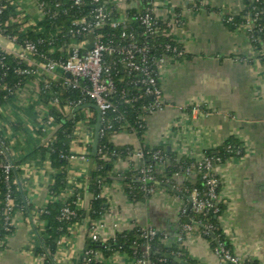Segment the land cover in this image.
<instances>
[{
	"label": "crops",
	"instance_id": "obj_1",
	"mask_svg": "<svg viewBox=\"0 0 264 264\" xmlns=\"http://www.w3.org/2000/svg\"><path fill=\"white\" fill-rule=\"evenodd\" d=\"M22 1L27 23L43 18L35 1ZM106 1L122 11L151 6L163 22L180 17V24L171 30V36L186 51L184 58L168 56L162 66L159 80L164 105L145 116L143 138L125 126L113 133L112 141L132 146L134 150L143 144L162 146L179 157L199 160L207 150L216 149L228 138L237 139L245 149L244 155L215 168L222 181L220 200L224 205L218 220L230 244L229 249L239 258L240 264H264V61L261 57L264 45L261 50L256 48L243 24L232 27L225 21L227 16L239 15L244 10V0ZM38 80L27 82L17 101L7 105L2 114L4 134L14 161L22 155L30 134L39 138L32 131L28 135L12 127V124L21 123L33 128L38 123V113L45 109L37 101ZM73 109H64L68 119L71 115L74 117ZM91 109L82 110L83 119L78 120L73 131L71 151L74 153L85 150L84 142L89 139L90 132L85 129L84 118L89 115L91 119L96 114ZM56 128L51 127L40 139L41 143L48 142ZM90 158L91 155L70 161V181L85 187L90 176ZM142 165L143 160L138 158L119 159L113 172L124 173ZM19 168L27 204L45 207L51 200L53 169L50 159L41 160L38 154L19 164ZM162 171H158V176ZM196 175L187 177L196 183ZM183 177L175 176L173 183L162 182L143 201L131 200L118 179L108 183L102 191L108 199L107 211L93 222H89L85 212L83 221L69 226L70 235L59 241L55 264H79L89 247L92 224L98 225L99 234L106 239L118 232L153 227L168 236L162 239L166 246L176 245L182 226L187 222L190 200L174 193L168 185L186 193L187 179ZM69 194V190L63 192V196ZM90 197L86 193L80 207L88 209ZM29 206L26 211L19 210L15 214V230L0 248V264L43 263L42 257L35 252L41 241L38 225L42 222ZM188 218L194 222L190 213ZM193 225V231L182 243L193 260L199 264H233L217 253V244L213 245L199 225ZM106 262L151 264L149 260L141 261L118 252Z\"/></svg>",
	"mask_w": 264,
	"mask_h": 264
},
{
	"label": "trees",
	"instance_id": "obj_2",
	"mask_svg": "<svg viewBox=\"0 0 264 264\" xmlns=\"http://www.w3.org/2000/svg\"><path fill=\"white\" fill-rule=\"evenodd\" d=\"M44 1L52 12L44 16L38 22L32 23V26L20 29L18 24L8 25L7 31L18 35L20 40L24 38L37 39L42 37L46 43L40 46L41 51L47 52V54L53 58L59 56V51L54 50L55 47L60 45H69L71 41H79L84 36H71L68 31L73 26V22L82 17L87 16L89 20L94 18V10L97 4L92 0H84L81 5H74L73 0H41ZM60 2L59 6L56 4ZM244 10L236 16H227L225 21L232 27H238L241 24L249 21L252 25L251 39L253 44L258 49H262L264 45V0H244ZM101 4H106L107 9L111 10L109 21L100 28L105 41L114 40L115 44H124L125 41L121 38V28H114L109 23L111 20H115L121 14V10L108 3L106 0H102ZM145 10L129 9L128 11V30L134 31L138 41H146L155 44L153 52L159 56L163 54V46L166 43L178 44L171 36L157 32L150 37L143 36V27L136 19V15ZM15 7L7 5L3 22L8 19L10 13L15 14ZM164 28V23L159 26V31ZM160 44V45H159ZM178 46L182 47L180 44ZM167 53V52H166ZM170 54V52H168ZM185 54L181 57L184 58ZM264 61V51L262 53ZM43 60L41 57L39 58ZM118 56L116 54L107 55V61H117ZM10 68L8 74L4 77V82L8 85L14 84L16 81L21 80L22 85H25L31 80L39 79L37 84V101L39 105L47 110V114L43 116L38 113L36 125L33 128H28L21 123L12 124L13 129L17 131H23L29 135L32 131L39 137L33 138L30 136L26 140V147L23 148V153L19 159L13 160L16 164V168L11 171L9 178L6 179L3 168V160L5 156L0 150V248L4 246L5 241L9 235H11L15 226H12L11 230H7V217L9 219H15V214L19 210L26 211L27 207V192L23 188L22 182L19 178V164L32 160L38 154L40 159L44 160L49 158L51 161L52 183L50 185L51 200L43 208H36L29 206L30 210H34L35 215L42 224L38 225L40 230L41 241L36 247L35 252L42 257V264H55V258L59 247V240L63 236H69V226L74 223H80L85 217V212L89 218V222L99 220L108 209V199L102 194L103 188L114 179H118L128 195L133 201H143L148 198L153 192H149L150 188L154 190L159 187L162 182L173 183L175 180V174H186L185 168L195 160L188 157H179L176 153L168 151L162 146H150L142 145L144 151L143 165L136 170H131L124 173H115L113 169L116 162L119 159L129 158L132 151V146L129 145H117L112 141V135L114 132L121 130L127 126L137 133L140 138L146 131L145 116L149 114L150 107L153 105V99L144 94V89L141 85L135 84L133 81L135 75L129 74L121 63H117L112 68L111 75L116 83V91L111 95V100L116 106V110H110L103 121L104 133L100 135L98 152L94 159L92 168V175L89 176L87 184L79 186L77 183L70 181L68 177V170L70 167V160L67 158L71 151V141L73 139V131L76 127L78 120L83 119L82 110L75 113L72 119H68V115L64 111V107L73 101L77 103L79 100H83V103L91 102V100L85 99L82 95L81 88L71 87L64 85L61 81L53 80L50 77L41 76L37 78L34 75L21 76L13 71L15 61L9 57L6 59ZM0 82V104L7 106L17 101L18 96L16 92L9 93L4 84ZM59 98V103L54 102V98ZM77 106V105H76ZM75 105L71 108L76 107ZM95 112V109H91ZM96 113V112H95ZM54 117V125L57 126L53 137L46 143H41L42 137L46 134L42 130V121L46 120L48 116ZM0 113V120L2 119ZM39 118V119H38ZM97 116L90 119V124L95 127ZM111 123L112 128L107 129L106 124ZM5 126L0 124V139L7 140L5 137ZM41 139V140H40ZM244 147L235 138L230 137L223 142L219 147L214 150H207L205 155L212 157H220L223 162H227L231 158H240L244 155ZM160 151L163 155L162 160L154 158V153ZM152 165L157 177L153 180H141L143 174L141 168ZM162 169V173L158 176V171ZM196 183L191 184L186 180V184L190 187H196L200 190L202 196L208 191V185L206 179L203 178V172H196ZM187 176H192L188 174ZM222 181L217 186V191H221ZM69 190L70 194L63 196V192ZM11 193L13 198V206L11 211L7 210V194ZM86 193L90 197L89 208L84 209L80 207V202L85 198ZM219 211L216 213H196L192 208L190 210V216L196 219L199 223V227L202 231L205 229V223L212 224L214 226V237L209 234H205L212 240L213 245L218 242L223 243L227 248L230 247L225 235L223 234L220 224L219 216L223 213L224 205L219 202ZM70 207L76 211V216L68 219L63 216V208ZM156 229V228H155ZM145 230L134 229L131 231H122L115 234L105 242L93 241L91 238L88 240L89 247L92 249L93 254L83 255L79 264H108L106 259L112 254L127 253L134 256L137 259L149 260L151 264H177L171 259L162 258L158 254L149 253V250L159 252H171L173 254L180 253V256L191 264H199L193 260L187 253L186 249L182 245L183 242L178 243L172 247L166 246L162 239L164 234L158 231L157 235L153 238H146L141 235ZM86 249V250H87ZM96 252H100L102 258H98Z\"/></svg>",
	"mask_w": 264,
	"mask_h": 264
},
{
	"label": "built area",
	"instance_id": "obj_3",
	"mask_svg": "<svg viewBox=\"0 0 264 264\" xmlns=\"http://www.w3.org/2000/svg\"><path fill=\"white\" fill-rule=\"evenodd\" d=\"M27 1V0H26ZM35 1L37 7L42 13V16L50 14L52 11L48 9L46 3L41 0ZM84 0H73L74 5L83 4ZM97 4L94 10L93 20H89L87 16H82L73 22V26L69 29L68 33L71 36H84L79 41H71L69 45H60L54 48L59 51V56L53 58L45 51L40 50V46L45 44L44 38L39 37L37 39L24 38L20 40L18 35L7 31V26L10 24L20 25V29L32 26V23H27L26 12L23 7L22 0H0V82H4V77L8 74L10 68L6 59L13 58L15 65L13 71L21 76L34 75L37 78L48 75L52 76L53 80L61 81L64 85L81 88L82 95L85 99L91 100L99 105L102 110V124L105 119V115L110 111H115L116 106L111 100V95L116 91V83L111 75L112 68L121 63L124 69L129 74H134L135 77L132 82L141 85L144 89V94L150 96L153 99V105L150 107V112L162 109L164 105L163 93L160 85V72L168 56H173L177 59L181 58L185 53V48L178 46V44L166 43L163 46V54L157 56L153 50L155 44H151L146 41H138L134 31H129L128 28V11H122L118 18L111 20L109 23L114 28H121V38L125 41L124 44H115L114 40L105 41L104 34L100 32V28L103 27L110 19L111 10L107 9L106 4H101L102 0H92ZM15 7V14L10 13L8 19L3 22L4 12L7 5ZM60 2L56 4L59 6ZM116 6V5H114ZM117 7V6H116ZM136 19L143 27V36L150 37L157 32L171 36V30L180 24V17H176L173 20L163 22L154 13L151 6L145 8V10L139 12L136 15ZM232 19V17H230ZM164 23V28L159 31V26ZM249 32L252 33L251 22L247 21L243 23ZM93 36L91 40L89 35ZM172 37V36H171ZM173 39V38H172ZM160 45V44H159ZM167 52V53H166ZM170 52V54L168 53ZM116 54L118 56L117 61H107V55ZM42 58L43 60L39 59ZM26 85V84H25ZM25 85H22V81L18 80L12 85L4 84V88L9 93L16 92L19 96L25 89ZM55 103H59V98H54ZM83 100H79L77 103L70 101L65 108H72L74 105H82ZM76 106V107H77ZM5 106L0 104V113H4ZM43 116L47 114L46 109L39 111ZM89 115L84 118L85 129L90 132L89 139L84 142V149L80 154L72 152L67 158L72 161L76 158H88L90 156L93 127L90 124ZM54 117L49 115L46 120L42 121V130L47 135L49 129L54 124ZM0 124L4 125L0 120ZM84 128V127H83ZM107 129L112 128L111 123H107ZM104 133L102 125L101 134ZM0 150L5 156V159H0L3 162L4 173L6 179L12 170L17 166L11 159L10 146L7 141L0 139ZM144 151L142 148H138L132 151L130 158L143 159ZM154 158L162 160L163 155L160 151L154 153ZM232 159V158H231ZM230 160V159H229ZM225 162L220 157H212L204 155L201 159L195 160L185 168L186 174L182 175L177 172L175 176H187L196 172H203V178L206 179L208 185L207 193L202 196L200 190L196 187H186V193L191 197L190 203L192 209L196 213H216L219 211V202H221V192L217 191L221 179L215 173V168L218 165H222ZM142 181L153 180L157 177V174L152 165L144 166L141 168ZM154 188H150L149 192H154ZM7 210L11 211L13 206V198L11 193L7 194ZM63 216L71 219L76 216V211L66 206L63 208ZM7 230H11L14 226L15 219H9L7 217ZM193 223H185L182 226V232L179 235V241L183 242L187 235H189L194 225H199L196 219H193ZM205 229L203 232L209 234L213 232L214 226L209 223H205ZM143 237L153 238L157 235L158 230L150 227L144 229ZM167 235L164 234L163 239H167ZM90 238L93 241L105 242L108 239L102 238L98 231V225L92 224L90 226ZM60 241V240H59ZM217 253L224 257L226 260L233 264H240L238 257L234 256L229 248L223 243L218 242L216 246ZM92 249L84 251L83 255L93 254ZM98 258H102L100 252H96ZM180 256V253L176 254ZM83 257V256H82ZM142 261V260H141ZM247 264H257L255 262Z\"/></svg>",
	"mask_w": 264,
	"mask_h": 264
},
{
	"label": "water",
	"instance_id": "obj_4",
	"mask_svg": "<svg viewBox=\"0 0 264 264\" xmlns=\"http://www.w3.org/2000/svg\"><path fill=\"white\" fill-rule=\"evenodd\" d=\"M89 38L92 40L93 36L90 34ZM86 108L95 109L96 116H97L96 124L94 127V136H93V140H92V144H91V152H90L91 158H90L89 175H92V168H93V164H94V159H95L97 152H98L100 133H101L102 125H103L102 124V110L100 109L98 104H96L94 102H87V103H84L82 105L75 107L73 109V113H76V112L81 111V110L86 109ZM70 118H72V115L69 117V119ZM183 179H187L189 182L195 183V180H191V179L189 180V178L187 176H184ZM168 186L174 193L185 196L186 198L191 200V197L188 194L184 193L183 191H180V190L173 188L171 185H168ZM191 208H192V204L190 203L188 209L186 210V215H187L186 216V221H187L186 223H193L188 218V214H189ZM211 235L213 237L215 236L213 232L211 233ZM149 253L150 254L151 253L158 254L162 258L171 259L174 262H176L177 264H191L189 261L185 260L181 256L173 254L171 252H159V251H153L152 249H150Z\"/></svg>",
	"mask_w": 264,
	"mask_h": 264
}]
</instances>
